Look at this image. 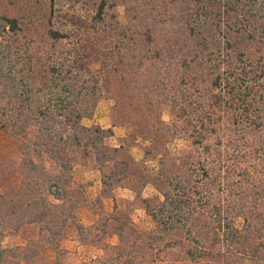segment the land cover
<instances>
[{"label": "trees", "instance_id": "1", "mask_svg": "<svg viewBox=\"0 0 264 264\" xmlns=\"http://www.w3.org/2000/svg\"><path fill=\"white\" fill-rule=\"evenodd\" d=\"M20 17L0 14V131L21 156L20 186L0 193V264H36L46 249L63 256L70 231L115 253L102 264H264V0H95L89 19L35 31L38 40ZM104 97L144 142L140 160L124 156L127 139L105 145L113 124L82 125ZM177 139L190 144L183 155L170 149ZM90 152L114 171L103 189L131 190L153 230L78 222L87 199L72 171ZM148 185L158 196L141 199ZM29 222L39 248L1 246Z\"/></svg>", "mask_w": 264, "mask_h": 264}, {"label": "rangeland", "instance_id": "2", "mask_svg": "<svg viewBox=\"0 0 264 264\" xmlns=\"http://www.w3.org/2000/svg\"><path fill=\"white\" fill-rule=\"evenodd\" d=\"M0 0V14L5 13L6 10L18 11L21 14L20 23L21 29H32L37 38H41V34H36L38 31L47 33L50 29H62L61 26L70 29V19L80 17L82 19H89L92 13V4L95 0H82L81 3L75 4L72 0H55L53 11L49 7V0ZM39 1L44 3L45 7L40 12L35 10ZM88 1V3H87ZM31 2V4H30ZM34 7V8H32ZM27 10L33 11L32 15L27 14ZM121 10H119V13ZM53 13L51 19L50 16ZM38 17H41L36 23ZM34 27H29L30 25ZM36 31V33H35ZM26 34V33H25ZM98 69V66H93ZM114 102L104 97L98 101L94 114L91 118L84 119L82 125L91 128L99 126L102 129L113 130V136L105 140V145L110 148H118L124 144L127 139L126 153L124 156H131L136 160L141 159V148L144 146L132 128L124 126L115 120V113L113 111ZM162 120L166 123L170 122V115L168 108L162 106L160 108ZM132 135L135 140L128 139L126 136ZM170 149L178 155H183L190 150V144L185 139H177L170 145ZM20 153L18 146L9 136L0 131V193L6 194L9 187L18 188L21 181L20 168ZM147 165L148 170L153 172L155 170V163L150 162ZM102 168L103 170H101ZM101 170V171H100ZM114 171L109 166L98 167L94 161V155L91 154L86 158H80L72 171V178L74 183L81 187L83 197L87 199L85 204L83 202L81 207L77 210V220L84 227H97L102 224L109 223L108 231L115 230L116 223L112 218H117L119 221L126 223L128 228L133 229L137 233H147L153 230V222L146 215L141 200L134 201V193L126 188H105L102 187V178L109 177ZM125 184V183H124ZM3 185V186H1ZM105 193H108L107 195ZM158 194L148 185L141 194V199L152 200ZM27 218H34V214L30 213ZM28 221V220H27ZM38 224L27 223L23 225L18 232L7 230L2 239L1 246L4 249L15 247H25L37 249L42 245V240L38 235ZM111 229V230H110ZM68 239H75L77 235L70 231L68 232ZM67 239V240H68ZM77 240V239H76ZM63 240L60 242L62 244ZM111 246H118L120 244L119 238L116 235L110 236L108 240ZM103 246V244H102ZM102 246L95 247V250L82 248V252H71L61 248L65 254L56 257L52 250H44L40 253L38 259L34 260L36 264H55L56 260L61 264H102L103 262L114 257L115 253L112 251L106 252ZM87 252H84V251ZM75 253V254H74ZM80 253V255H79ZM163 263L157 264H171L175 258L167 256L162 259ZM26 264V263H20ZM112 264H114L112 262Z\"/></svg>", "mask_w": 264, "mask_h": 264}, {"label": "crops", "instance_id": "3", "mask_svg": "<svg viewBox=\"0 0 264 264\" xmlns=\"http://www.w3.org/2000/svg\"><path fill=\"white\" fill-rule=\"evenodd\" d=\"M61 248H65V250H68V251H71V252H79L82 248L84 249H87L88 248L90 250H95L96 248L95 247H92V246H88V245H81L76 239H64L62 244H61ZM84 251V250H83ZM82 252V251H80ZM84 252H87V251H84ZM75 254V253H74ZM80 255V253H79ZM53 264V263H51Z\"/></svg>", "mask_w": 264, "mask_h": 264}]
</instances>
